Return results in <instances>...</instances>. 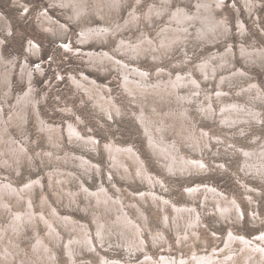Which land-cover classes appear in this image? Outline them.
I'll list each match as a JSON object with an SVG mask.
<instances>
[{
	"label": "bare ground",
	"instance_id": "obj_1",
	"mask_svg": "<svg viewBox=\"0 0 264 264\" xmlns=\"http://www.w3.org/2000/svg\"><path fill=\"white\" fill-rule=\"evenodd\" d=\"M48 1L66 11L70 20H76L82 28L79 32V47L73 48L65 42L64 48L74 49L82 54L89 71L98 70L103 74L115 72L121 85L119 93L127 101L125 105L119 102L122 99L119 100L118 95L114 94L110 82L100 83L88 72L82 71L80 75L70 73L71 82L83 104L88 100L95 112H100L101 116L113 122L114 117H134L142 127L145 139H148V149L167 173L199 177L210 173L216 166L228 169L225 163H217L208 155V161L204 158L208 149L212 151V145L215 144L218 149L222 148L230 155L238 154L243 163V174L264 185V138L260 136L261 139L258 140L257 134L253 133L255 135L250 138L254 137L255 143L240 146L227 140L222 134H212L200 123L203 116L214 124L241 128L240 135L246 140L244 135L247 128L255 127L254 122H263L262 114L260 115L262 107L256 104H264V87L257 81L250 80V75L243 68L239 67L237 71L230 69L234 65L230 58L235 55L232 45L226 46V51L222 54H218L217 50L201 61L196 59L198 64L195 67L191 65L193 54L189 53L193 47L216 42L227 33L229 26L226 18L219 17L216 13L224 5L223 0H160V5L151 4L147 10L149 13L146 14L147 22H156L157 18L163 21L156 39L144 29V18H141V13L136 9L130 11L125 22L122 21L124 16L118 19L125 0ZM241 1L249 11L255 8L253 0ZM13 2L20 3L22 0ZM188 3L193 7L189 9ZM233 3L238 8L236 1ZM95 18L102 22L95 23ZM43 19L41 26L48 33L65 35L69 28L67 24L55 21L48 9L43 14ZM0 23L1 27L10 30L7 17L2 11ZM139 26L143 29L141 35L133 38L134 40L126 37L125 33L130 27ZM239 27L242 31V21H239ZM220 29L223 34L217 36ZM127 32L132 33L131 30ZM112 38L117 47L115 51L108 50L105 46L100 49L94 46L84 47L86 44H99ZM2 42L3 38L0 36V88H6L0 90V95L3 93L0 98V264H60L51 241L55 245L61 243L64 246L69 264H79L76 255L81 251L83 253L84 248L85 252L99 257L98 264H139L135 262L139 258H142L140 264H264V228L249 236L235 232L232 227L234 223H241L245 215L235 196L228 195L214 184L198 182L187 185L183 191L192 202L178 204L157 192V188L166 189L169 185L148 169L132 144L119 143L110 136L101 145L95 135L82 132L79 126L82 118L78 115L77 120L72 119L71 115H76V112L68 105L63 107L64 112L69 115L63 116L64 124L61 121L46 120L40 112V100L35 96L31 81L35 73L43 72L41 65L32 67L27 59L20 63L19 77L27 84V90L16 96L15 103H10L9 99L14 95L11 76L17 66V58L4 57ZM27 47L28 51L36 55L40 53L41 48L34 41ZM175 53H178L177 59L173 58ZM240 53H246L244 57L253 59L255 53L258 57L264 55V47L263 51L260 48V51L254 52L241 46ZM164 57L170 60L172 67L174 63L176 69L173 70L171 65L164 67L156 61ZM142 58L145 61H156L151 63L155 64L154 70L139 65ZM231 70L233 73L227 74ZM200 77L209 82L201 83ZM246 80L248 84L244 83ZM215 84L218 88L208 89V85L212 87ZM239 95L243 100L235 97ZM11 99L14 100L13 97ZM31 112L34 116H31ZM30 117L34 119V129L40 134L37 138L45 137V143L48 144L47 149L36 151L35 155L29 151L31 145L37 142V138L32 140L28 131ZM64 133L69 138V145L63 143ZM228 144L234 146L227 147ZM183 146L187 149L183 150ZM99 147L106 152L105 173L102 166L90 158L89 154ZM190 151L201 156L192 155ZM36 158H40L47 171V183L45 184L44 173L37 174L38 177L29 175L22 185L15 183L13 177H10V171L18 173L23 163L36 170ZM48 164L51 166H46ZM48 168L52 169L47 170ZM80 172L87 178L96 173L99 183L96 181V186L90 187ZM114 173L127 181L137 178L149 188L144 187L142 192L126 188L132 198L128 199L114 179ZM107 183L117 190V194L112 193L113 190L109 189ZM244 183L245 197L250 204H254L256 199L253 193L263 191ZM72 184L76 186L73 188ZM45 186L50 187L57 202L64 200L71 210L77 207L78 211L91 217L93 227L90 222L78 219L69 212H61L60 205L57 207L49 199ZM39 189L41 199L37 208L34 198ZM81 197L86 202L81 203ZM138 199L149 205L152 203L162 210L161 221L174 232L177 243L171 242L163 229L153 232L145 222L148 217ZM210 201L215 209L209 204ZM197 203L207 207L208 213L220 212L218 215L227 225L222 243L219 244L221 246L226 239L223 247L209 246L207 239L200 236V230L204 226L207 228V225ZM129 208L135 210V213L130 212ZM249 214L257 222L262 219L259 213L254 215L251 211ZM138 219L143 220V226ZM41 227L45 235H40ZM145 229H149L147 233L152 242L161 249L159 258L148 252L145 246ZM28 230L31 232L28 233ZM209 233L217 244L222 235L212 230ZM94 236L104 250L116 245L113 240L120 238L121 243H117L124 250L127 259L103 255L97 248ZM23 238L30 240L32 250L28 251L22 245ZM157 238L160 240H156ZM195 241L202 243L206 249L199 251ZM176 244L180 248L177 251L179 256L165 255V251L171 247L174 249ZM139 251H144V255H137Z\"/></svg>",
	"mask_w": 264,
	"mask_h": 264
},
{
	"label": "rangeland",
	"instance_id": "obj_2",
	"mask_svg": "<svg viewBox=\"0 0 264 264\" xmlns=\"http://www.w3.org/2000/svg\"><path fill=\"white\" fill-rule=\"evenodd\" d=\"M13 1L14 0H0V11H2L7 17L9 23L8 25L10 27V30H7L6 28L1 27L2 24L0 23V36L3 38V42H4V43L2 42V53L5 58H10V59L17 58V66L16 68H14V72L11 76L12 92L14 93L12 97L14 98V100H12L11 99L12 97H10L9 99L10 103L12 104L15 103L16 96L20 93L24 94L27 90V84H25L19 77L20 63L23 62L24 59L25 60L27 59V61L30 63L32 67L39 64L42 66V68H44L43 72L35 73L31 81L34 91L36 93L35 96L40 100L39 103L40 112L46 120H49V122L61 121V123L64 124L65 120L63 119V116L69 117V115H67L66 112H64L63 107H65V105L71 106L74 108L77 115L76 116L72 114L71 118L77 120V117L79 115L83 120L79 124L82 132L91 133L95 135L97 139H99L101 145L107 142L110 136H112V138H114L119 143L132 144L136 148L137 152L140 154L141 158L144 160L148 169L151 170V172L163 178V180L167 183V186L169 185L166 189L157 188V192L160 193L161 195H166L168 198L172 199L178 204L191 203L192 202L191 198H189V196L185 195L183 192L185 191V187L187 185L196 184L198 182H208L214 184L215 186L220 188L223 192H226L228 195L235 196L236 199L242 205L245 212L244 215L245 219L244 218L242 219L244 222L241 221V223H234V225H232L235 232H240L252 236L256 231H259L260 229L264 228V185L261 184L260 182H257L256 180L254 181L251 180L250 179L251 177L245 176L243 174V163L241 160H239L238 154L230 155V153L225 152L222 148L218 149V147H216L215 144H213L212 151L211 149H208V153H205L204 158L208 161V159L211 157L214 160H216L217 163L223 162L226 164V167L228 169H226L225 167L220 168L219 166H216L215 169H213L210 173L207 172L203 176H199V177H195V176L190 177L189 175L183 177L180 174L175 175L173 173H167L166 171H164L163 167L161 166V163H158V160L151 154L150 150L148 149L147 146L148 139H145L146 136L142 132V127L138 124V122L134 117L132 116L114 117L115 122H113V120L105 116H101L102 114L100 112H95V110H93L94 108H92V104L88 102V100H86L83 104V101L81 100V97L79 96L77 89L73 86L70 77L72 73L74 75H80L82 71L88 72L89 74H91V76H94L100 83L110 82L111 86L114 88L113 89L115 91L114 94L118 95L119 100L122 99L119 102L125 105L126 104L125 102L127 101L125 98H122L123 96H121V93H119L121 91V85L120 82L118 81V76H116L115 72L103 74L98 70L89 71L86 68L87 64L86 61L83 59L82 54H78L74 49L68 50L64 48L63 44L65 42H66L65 44L67 45L70 44L71 46H73V48H75V46L76 48L79 47L78 46L79 37H80L79 32L81 31L82 28L77 24L76 20L71 21L70 17H68L67 14L65 13L66 11H64L63 9H59V7L56 5L54 6V4L50 3L48 0H22V2L20 3L18 2L14 3ZM234 1H236L239 9L234 6L233 3ZM253 1L255 2V8L249 11L244 6L241 0H223L224 5L222 7H219L216 13L217 16L219 17L222 16L226 18V21L229 26V28L227 29V33L225 34V37H223L224 36L223 35L222 36L223 38H219V40H216V42H212V43L208 42L205 45L203 44L200 46L197 45L196 47H193L192 51L189 53V55L193 54V57L191 58V60L193 61L191 62V65L193 67H195L196 64H198V61H196V59L201 61L203 58H206L209 54H212L217 50H219L218 54H222L224 51H226V46L230 44L235 50V55L230 58V60L234 62V65L231 66L230 69L237 71L239 67L243 68L250 75L249 77L250 80L257 81L259 84L263 85L264 87V55L258 57L257 53H255L256 56H254L253 59H250L249 57H244V54L246 53L244 54L240 53L241 46H245L249 51L251 50H254V52L256 50L260 51V48L261 51H263L264 0H253ZM151 4L160 5V0H125V3L123 4L121 9V14L118 19H121L124 16L122 21L125 22V20L130 14V11L136 9V11L139 14L141 13V18H144V23H145L144 29L147 30L148 33L154 39H156V37L159 35L158 28H160L163 21L161 22L158 20L159 18H157L155 20L156 22L153 23L147 22L148 20H146V14L149 13L147 10H149V8L152 6ZM188 7L190 9V7L193 6L192 4L188 3ZM47 9L55 21H59L61 22V24L68 25L69 28L66 30L65 35H59L58 32H56L55 34L48 33L42 28L41 24L44 20L43 14L47 11ZM70 13L73 15L72 10L70 11ZM154 17L155 14H153L152 18ZM98 21H99L98 18L94 19L95 23H97ZM239 21H242L244 23V28L242 31H240ZM100 22L102 21H99L98 24ZM128 30L129 31L131 30L132 33L127 32ZM128 30L126 31L125 35L127 38H131V40L136 39L139 35L142 34L141 30L143 31L142 26L141 28L140 26L136 28L130 27ZM222 32L223 30L220 29V32H218L217 36H221L223 34ZM32 41L36 42L41 48L40 53H37V55L33 52L28 51L27 45H29V43H31ZM113 45H115V40L112 38L108 41L99 44H93V43L86 44L84 45V47L94 46L95 48L100 49L101 47L105 46L106 49L108 50L111 51L117 50L116 45L115 46ZM177 54L178 53H175V56L173 58L177 59L178 58ZM130 60L134 61L131 58ZM156 61L159 64L164 65V67H170V65L172 64L170 60L169 61L168 59L166 60L165 57L161 60H156ZM156 61L150 59L149 61L147 60L145 61V59L142 58L139 61V65L148 68L149 70H154L155 64H151V63H155ZM171 68L173 70L176 69V67H174V63H173V67L171 65ZM181 68L184 69V67ZM195 73H197V69ZM232 73L233 71L231 70L227 74L231 75ZM199 80L201 83L204 84H207L209 82L208 80H205L203 77H200ZM244 83L248 84L249 82L246 80L244 81ZM207 87L208 89L213 90L214 88H218V85L215 84L212 87L208 85ZM232 89L234 90V88ZM0 90L1 91L6 90V88L3 87V89L0 88ZM2 97H3V93L0 95V98ZM235 97L243 100L242 96L240 95ZM256 105L257 106L261 105L262 107L261 110L262 112L260 113V115L262 114L263 122H259V123L254 122L256 125L255 127H250V129L247 128V131L245 132L246 135H244L247 137L246 140L243 138V136L240 135L241 128H235L236 129L235 130L233 128L224 127L221 123L214 124L212 120L204 118L203 116L201 118L202 120L200 123L202 126L206 127L212 134L215 135L222 134L227 138V140L233 141L232 143L236 145L251 146L252 144L250 145V142L254 141L253 140L254 137L252 138L250 137L255 135L253 133L257 134L258 140L264 138V104L257 103ZM32 115L34 116L33 112H31V116ZM34 123H35L34 119L30 117L28 131L31 135L32 140L37 138V135H40L38 134L39 133L38 130L34 129L35 126ZM65 134L66 133H64L65 141L63 143L69 145V138ZM16 135L19 136L18 134ZM44 138L40 136L39 138H37L36 144L31 145L29 151L32 153V155H35L36 151L38 152L40 150L47 149L48 144H46L47 142L45 143L46 140ZM254 143L255 142H253V144ZM233 146L231 144L227 145V147H233ZM182 148L183 150L187 149L184 146ZM105 153L106 152L102 147L101 148L99 147L96 151L91 150L89 152L90 158H92L94 161H96L98 164L102 166L103 173H105L106 170L104 169V167H106L107 165ZM191 154L198 155L197 153H192V152ZM207 155L209 156V158H206ZM198 156H201V154H199ZM42 157H44L43 154ZM35 165H36V170H34L32 167L27 166L26 163H23L20 166L21 170L18 173L16 172L13 174L11 173L12 170L11 171L9 170L10 177H13L12 180L15 183L17 184L21 183L20 185H22L29 175L35 177L37 176V174L44 173L45 184H46L48 181L46 176L47 171L43 167L40 158H36ZM46 166H51V165L48 164ZM49 169L51 170L52 168H48L47 170ZM3 171L7 172L8 170L3 169ZM79 174L83 176L82 172H80ZM83 177L87 185H89L92 188L96 186V181L97 183H99L97 180L98 176L96 173H93L88 178L85 176ZM114 179L120 185V187L122 188L128 199H132V198L129 197V193L125 190L126 188H130L131 190L133 191L135 190L137 192L139 191L142 192L144 190V187L149 188L148 185L146 184L144 185L137 178H134L133 181H127L124 180V178L118 177V175L114 173ZM243 182H245L244 184H252L255 187H258L259 190L263 191L262 193L259 194L253 193V197L256 199L254 201V204H250L247 201L245 197L246 195H245ZM107 185L109 189H111V191L113 190L112 193L117 194V190L114 189L111 184L107 183ZM75 186H76L75 184L74 185L72 184L73 188ZM45 188H46L45 191L48 193L49 199L53 203L55 202V205H57V207H59L60 205L61 209L60 208L59 209L61 212H63L64 214L69 212L78 219L90 222L91 226L93 227V223L91 222V217H89L86 214H83L80 210L78 211L77 207H75L74 210H71V208L67 204L68 202H64V200H61L60 203L57 202L53 192L50 190V187L47 188L45 186ZM35 193L36 194H35L34 202L36 207L38 208L39 200L41 199V195H40L41 190L40 189L36 190ZM138 201L140 202L144 213L148 217L147 221L145 220V222H147V224L151 227L153 232L156 233L157 231L159 232L160 230L163 229L166 232V236L168 237V239L171 242L177 243L176 235L174 234V232L170 230V228L166 227L161 221L162 210L156 207L152 203H150L149 205V203L148 204L143 203L142 201H140V199H138ZM80 202L84 203L86 201L83 197H81ZM209 204L215 209V206L211 201L209 202ZM197 205H199L201 217L203 218V220L207 225V228L206 226H204L202 228L203 230H200L201 232L200 236L205 237L207 239L209 246L210 245L218 246L220 243H222L223 235L227 231V225L221 219L220 215H218L220 214V212L215 213L214 211L213 213H208L207 207H204L201 203L199 204L197 203ZM204 209L207 211H204ZM202 210L204 211V213ZM250 210L254 212V215L259 213L260 218L262 219L258 220V222L256 220H253L249 214L251 212ZM129 211L132 212L133 214L135 213V210H132L131 208H129ZM216 211L218 210L216 209ZM138 220L143 226V220L142 219L141 220L138 219ZM165 227L166 229H164ZM39 229H40V235H45L44 229L42 227ZM209 230L216 231L218 234L222 235L219 241L217 242V244H215L214 240L210 238ZM30 232L31 231L28 230V233ZM62 232L64 233V235H68L66 232L64 231ZM147 232H149V229L147 230L145 229V233H144L145 235L144 237L146 239L145 246L147 247L148 252H151L154 256H157V258H159L161 249L158 248V245L152 242L151 236ZM156 240L159 241L160 239L157 238ZM95 241L97 244V248L100 249L103 255L109 258L114 257L118 259L120 258L127 259L126 254L123 253L124 250L122 251V249L119 248V245L117 243L118 241L121 243L122 240L120 238H118V240L116 239L113 240V242H116V245H111L112 247H109L110 250L109 249L104 250V248L100 246L96 238ZM195 242L196 245L198 246L199 251L206 249L202 245V243H199L198 241ZM225 242L226 239L221 246L219 245L220 246L219 248L223 247ZM21 243L28 251L32 250V247H30V240L28 238L21 239ZM51 244L55 251V257L57 258V260H59L58 262L60 264H69V261L67 260V254L65 253L64 250V246L61 243L55 245L52 241ZM171 248L165 251L166 252L165 255H168L170 257L179 256L177 255L178 254L177 251L180 250V248L177 246V244L175 245L174 249ZM81 252L77 253L76 255L77 262L79 264L99 263L98 262L99 257L97 255H94L93 253L90 252H85V248L83 249V253ZM186 253L187 252H184V254ZM137 255L139 256L144 255V251L137 252ZM141 260L142 258H139L135 262L140 264Z\"/></svg>",
	"mask_w": 264,
	"mask_h": 264
}]
</instances>
